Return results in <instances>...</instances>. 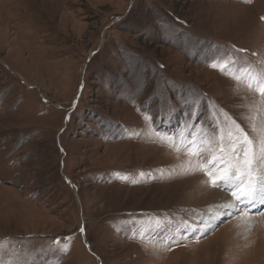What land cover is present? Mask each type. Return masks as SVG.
<instances>
[{
    "label": "rangeland",
    "instance_id": "374dc122",
    "mask_svg": "<svg viewBox=\"0 0 264 264\" xmlns=\"http://www.w3.org/2000/svg\"><path fill=\"white\" fill-rule=\"evenodd\" d=\"M262 87L264 0H0V264H264L183 150L259 155Z\"/></svg>",
    "mask_w": 264,
    "mask_h": 264
},
{
    "label": "snow or ice",
    "instance_id": "6c2138e0",
    "mask_svg": "<svg viewBox=\"0 0 264 264\" xmlns=\"http://www.w3.org/2000/svg\"><path fill=\"white\" fill-rule=\"evenodd\" d=\"M213 67H219L223 72L227 62L219 66L214 64ZM258 91L264 96V87ZM237 130L240 135L235 140L225 142L221 138L218 142L210 143L207 149L199 148L190 140L183 150L197 159L198 167L208 176L212 187H223L232 193L237 203H243L255 200L258 195L264 197V148L257 155L254 141L242 130ZM261 131L264 134V130ZM204 142L200 141L201 144ZM193 147L197 148L194 152L191 151ZM204 155L211 157L207 166L199 164Z\"/></svg>",
    "mask_w": 264,
    "mask_h": 264
},
{
    "label": "bare ground",
    "instance_id": "6f19581e",
    "mask_svg": "<svg viewBox=\"0 0 264 264\" xmlns=\"http://www.w3.org/2000/svg\"><path fill=\"white\" fill-rule=\"evenodd\" d=\"M213 191V190H212ZM214 192V194L216 195V194H218V192H215V191H213ZM260 196L258 195L257 197H256V199L255 200H253L252 202H255L256 203V201L257 200H259L260 198H259ZM250 202V201H249ZM251 202V203H252ZM222 203H224V204H219V205H217L216 206V210H225L226 212H228V211H231L232 209H234V204L230 201V200H225V201H223ZM248 203V202H247ZM254 204V203H253ZM256 206V204H254L253 205V208ZM214 209V208H213ZM211 210V209H210ZM209 213V212H208ZM216 214V213H215ZM219 214V213H218ZM217 215V214H216ZM247 220V219H246ZM243 224V223H242ZM249 225V224H248Z\"/></svg>",
    "mask_w": 264,
    "mask_h": 264
},
{
    "label": "water",
    "instance_id": "95a60500",
    "mask_svg": "<svg viewBox=\"0 0 264 264\" xmlns=\"http://www.w3.org/2000/svg\"><path fill=\"white\" fill-rule=\"evenodd\" d=\"M96 257V256H95ZM98 258V257H97ZM99 260V259H98ZM100 261V260H99Z\"/></svg>",
    "mask_w": 264,
    "mask_h": 264
}]
</instances>
